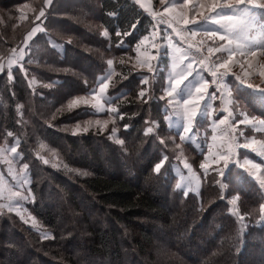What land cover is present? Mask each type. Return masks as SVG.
I'll use <instances>...</instances> for the list:
<instances>
[{
    "label": "trees",
    "instance_id": "16d2710c",
    "mask_svg": "<svg viewBox=\"0 0 264 264\" xmlns=\"http://www.w3.org/2000/svg\"><path fill=\"white\" fill-rule=\"evenodd\" d=\"M25 3L33 5V12L26 14L20 8ZM41 9L44 10V16L36 19ZM45 19L46 31L32 39L26 48L28 54L23 60L25 68H14L13 81L0 77V95L7 105L1 113V125L6 133L11 132L19 139L22 160L35 163L36 169H41L39 160L34 161L26 143L21 139V122L17 124L16 107L19 106L20 110L21 105L25 104L27 109L33 110L31 120L34 126L36 115L40 110L44 111L45 105L50 107L47 109L56 111L63 101L84 96L96 86L100 76L108 71L106 61L109 58H114V72L110 80L119 83L109 95L118 96L114 105L118 106L119 116L123 115L119 121L123 137L132 142L145 140L143 128L146 110H143L144 105L139 104L138 100L139 90L143 88L141 78L146 75L135 72L129 65L118 63V60L123 54L134 52L142 39L150 37L155 29L152 17L134 0H54L49 7L45 6V0H0V54H4L0 61L6 59L17 46H22L26 34ZM89 24L95 30L87 27ZM133 25L136 27L133 28ZM105 31L109 34L107 37L103 35ZM117 31L119 36L116 35ZM64 37L70 38V42ZM121 41L123 46L117 47ZM161 65L166 67L168 60ZM33 76L39 78L43 85L33 87L28 80ZM163 83L164 78H160V87ZM150 107L153 108L151 111L166 118V104L156 99L152 100ZM68 109L55 112L54 117L59 115L55 121H68L74 116L87 118L104 115L86 106ZM44 117L47 118L46 114ZM38 127L34 128V132L38 134L41 130L45 138L54 142L52 144L58 145L64 141L58 145L64 147L63 153L71 152L70 155L74 156L73 152L83 149L80 161L77 162L73 157L67 160L70 165L87 171L85 177L73 178V182L68 185L70 180L65 178L66 172L48 170L47 173L51 174L52 181L57 184L58 192H65L67 196L69 194L72 204L79 211H83L80 203L84 198L91 203L92 208L89 209L94 210V216L99 219L92 221L88 214L81 217L87 224L85 241L80 247V250L84 249L87 259H82L79 249L67 247L71 239H77L80 233L74 225L60 228L64 225L60 221L61 216L58 217L53 204L45 202L49 195L39 184L42 181L39 170L35 177L34 169H30L33 178L40 179L37 185L31 186L32 197L38 199L32 206V212L51 234L42 241L37 232L19 229L9 220L11 217L7 213H0V264H12L15 257L25 259L18 264H33L35 259L40 264H98L100 260L105 264H144L143 256L158 242L153 232L157 227L173 237L167 247L171 261L165 264H244L249 257L258 258L261 254L264 257V222L259 223L261 214L253 212L249 221L253 225L245 229L238 216L230 214V204L226 199L230 190L226 188L225 181L235 186L234 192L243 193L242 199L248 200L249 197L260 195L252 179L243 170L237 172V177L223 174L222 180L212 174L208 180L204 179L199 193L187 192L185 195L184 189L176 187L178 179L173 170V157L167 160L159 174L154 172L155 164L162 160V155L164 157V151L159 146L145 144L143 151L134 146L133 152L142 153V164L145 165L141 167L139 163L135 164L136 167L131 166L135 172L127 176L122 169H127L122 156L105 139L94 138V132L77 136L45 128L41 124ZM169 129L167 131L170 134L179 136L178 130L175 132ZM100 145L102 149H107L109 156L102 154ZM184 145L197 157L203 156L193 144ZM87 153L92 154V158H88ZM156 154L159 158L154 159ZM167 155L171 156L169 153ZM159 192H162L161 198ZM60 198L61 207L66 209L64 216L72 217L71 207L63 201L66 197ZM258 201L256 197L252 203L256 205ZM99 221H105L108 225L101 226ZM128 230H134L132 237L128 236ZM132 247L134 252L128 253L125 250ZM221 250L226 252L222 253Z\"/></svg>",
    "mask_w": 264,
    "mask_h": 264
},
{
    "label": "rangeland",
    "instance_id": "374dc122",
    "mask_svg": "<svg viewBox=\"0 0 264 264\" xmlns=\"http://www.w3.org/2000/svg\"><path fill=\"white\" fill-rule=\"evenodd\" d=\"M53 1L54 0H52V2ZM134 1L144 12L152 17L155 23V29L154 31H152L150 37L142 39L143 43L140 42L141 44H139V48H137L134 52L123 54L120 59L118 58V63L124 64L126 66L129 65L132 70H135V72H141L143 76L146 75V77L148 78V83L141 85L143 86L142 89L146 91L145 98L147 97L148 99H143L139 95L138 100L139 104L142 103L144 106H146H143V110H146V123L143 128L145 140L132 142L130 139L127 140L125 136L123 137L122 127L119 125L121 117L118 114L119 111L115 113L109 111L110 107L118 109V106L114 105V103H112L111 105L104 103V99L100 96L99 82L96 84V86H93L84 96L81 95L80 97L73 98L67 102L63 101L61 103V106H59L56 111L55 109H47L50 107L45 105L44 111L40 110L39 113L37 112V115L35 113L37 119L34 126L32 125L31 120V114L34 113L33 110H31L30 108L27 109V105L25 104L21 105L20 110L19 106H17L16 108L18 109V117L16 121L17 124L21 122V139L24 140V143H26V146L28 147L27 149L29 152H31L34 161L39 160L40 163H38L40 164L41 168L40 170L38 168L36 169L35 166L37 165L35 163L28 162L27 164L29 165V167L27 169V173L29 175L30 184H26L23 185V187H20L21 178L19 176V173L22 165L25 162L22 160V155L19 152L20 144H16L17 138L15 137V134H13L12 136H8L9 132L6 133L4 127L1 125V113L4 111L7 105L5 103V99L0 95V206H3L0 207V213H7V216L11 217V219L9 220H11L12 223H15L19 227V229L28 232H37L43 239L42 241H44L43 237L45 236V234H51L50 230L45 228L43 223L32 212V206L35 202H38V199L34 200L30 198L27 201H20L19 198L14 195V193L16 192H22L24 195H27V190L29 188L32 191V184L37 185V180L40 179L37 178L36 180V178H33L30 169H34L35 177L37 176L39 170V174L42 176V181H39V184L43 187L46 195H49V198H47L45 202L46 204H53L56 211H58V217L61 216L60 221L64 225H61L60 228L63 229L64 227H71V225H74V228L77 229V231L80 233V236L77 238L78 240L73 237L74 239H71L72 242L69 241L71 243L67 247L79 249L80 252H78L83 257L82 259H87V257H85L86 254L84 249L80 250V247H82L85 241L84 236H86L87 224L84 223V220L82 221L81 217L82 215L84 216L88 214L92 221H95L96 219L98 220L99 218H97V216H94L96 212L89 209L92 208L91 203L85 201L84 198L81 199L82 204L80 203L83 211H79V209L72 204L69 194L67 196L65 192H58L59 188L58 186H56L57 184L52 181L51 174H48L47 172L48 170H59L66 172L67 175L65 178L68 181L70 180L68 185L73 182V178L78 179L85 177L86 175H88L87 171H84L79 167H75L74 165H70L69 161L67 160L68 157H73L77 162L80 161V157L81 155H83V149L73 152L74 156H71V152H69V154L68 152L63 153L64 147L62 148L58 145H62L61 143H64V141H61V143H59L58 145H54L52 144L54 143L53 141H50V139H47L43 136V132L41 133V130L38 131V134L34 132V128L38 129L39 124L43 125L45 128H54L61 133L73 134L77 136L94 132L93 135H96L94 138H98V140H100V138L105 139L107 141V144H111L113 149H116L119 152L120 157L122 156V161L127 165V169L126 167L122 168L124 169L123 171L127 176L131 175V172H135L134 168H132L133 165L135 167L139 163L141 167L142 165H145L142 164V153L135 154L133 152L135 151L134 146H138L139 150L141 151H143L145 144L151 143L152 147L159 146L161 150L164 151V156H167L168 159H171V157L174 158V163H172L174 164V173L178 179L177 182L178 184H181V188L186 192L199 193L202 189L204 179L208 180L210 178V175L212 174L215 175V178L222 180L224 176L219 175V173L215 171V169H222L223 174L229 173L231 174L230 177H237V172L239 170H243V172H245L249 176V178L252 179V181L254 182V187L257 188L256 192L260 194L256 196L259 200L258 203L254 205L256 197H249L248 200L242 199L241 196H243V193H240V191L234 192L233 190H235V186L233 184L227 183L226 181L224 182V184H226V188L230 190V194H228V197H224H226L228 202L234 198H237L236 209L238 210V213L244 217V219L240 220L245 229H249L252 227L253 223H249V221L251 220V215L253 214V212L260 213V205L264 204V190L259 189V179L264 178V154H261L264 153V130L257 131L250 125L237 123L240 119H243V117L239 115V113L241 112L246 113L250 119L255 117L257 120H264V93L261 92V89H264V50H261L257 46L253 48V51L256 52L255 56L247 55L245 57H241L239 54H237L232 58L231 61H229L227 75L224 77V83L227 85V88L225 89L222 87L221 91L217 92L218 97L223 95V100L217 99L215 101H212L211 107L208 109V115L206 117H197V122L193 126L192 133H183L182 128L184 121L182 118H178L172 114V109L168 105L169 98L166 96L163 89L165 87H168L170 78H174L173 83L176 84L179 88H183L184 85L188 84L189 81L196 78V72L194 71L192 76H189L188 79L184 81V84H178V81L182 80L183 76H178L176 75V73L180 69L186 67L189 62H191L192 68L197 71H201V75L209 80V91H214L217 85L211 84L212 77L206 71H202L204 65H201L199 63V60L204 59V63L208 64L211 60H215L217 56L226 54L215 53V55H213L209 53L207 49L208 47L213 46L212 38L206 36L202 31H198L195 36L192 35L191 29H194L197 26L196 24H193L192 21L195 20L197 24H203L201 16L199 15V13L203 11V9H199L197 7L195 9V14L189 9L193 8V6L198 5L201 0H191V3L188 5V7L184 9L174 7L170 0ZM50 3L51 0L50 2H48V0H45V6L49 7ZM32 6V4L25 3L24 7L20 8H22V10H24L27 14L28 12H33V9H31ZM37 16H39V13ZM257 16L260 18H264V11L257 10ZM46 22L47 19L37 23V25L33 27L36 28V32L32 33L31 36H29V33H31L32 30L27 33L25 36L26 42H24L22 46H17V48H15V52L12 51L6 59L0 61V65L3 66V70L0 71V77L5 78V80L7 81H13L15 75V72H13L14 68L16 66H19V68L21 69L25 68L26 65H23V60L28 54L26 52V48L30 44L32 39H34L38 34L46 31ZM87 27H89L91 30H95V28L90 24L87 25ZM209 27H212V25H209ZM177 33H179V35H177ZM59 37L61 38L60 35ZM63 39H66V41L68 42H70L71 40L70 38L66 37H64ZM221 43L225 42L219 41L218 38H216V44L219 45ZM189 45H191L192 47L189 48ZM234 46L235 45H233V47ZM197 49H199L198 53L196 52ZM22 50L23 58L20 59ZM41 53L42 52L38 54ZM193 53H196L195 57H193ZM45 56L47 57V55ZM3 57L4 54H0V60ZM165 58L168 60V65H166V67L164 65H161L166 60ZM110 59L113 61L114 58H109L108 60ZM107 61L106 65L108 67V71L104 75L100 76V78L107 76L109 74V71H111V74L112 72H114V61L111 66L108 65ZM10 63L12 73L11 80H9L8 78ZM29 63L32 65L31 61H29ZM149 66H151L155 70L154 73L149 71ZM40 68L43 67L40 66ZM217 71L218 73L224 72L225 69H218ZM69 73L73 72L69 71ZM184 75H187V73L185 72ZM236 76H239L240 80H237L235 78ZM160 78H164V83L161 87ZM28 80L32 82L33 87L43 85L41 84L39 78H37L36 76L29 77ZM241 80H243L244 83H241ZM104 83L107 85V90L104 93V97L106 98L110 96V91L118 87L119 83L117 84V81H113V79L110 80V78L105 80ZM249 85H251V87H249ZM92 89H96L95 94H91ZM142 89H140L139 92ZM55 90L57 89L55 88ZM192 91L193 96L199 98L200 93H196L195 87H193ZM38 96H40V94H38ZM162 96H164V99H160V97ZM156 99L166 104L165 119L163 115L162 117H160L158 114L151 111L153 108L150 107V104L152 100L156 101ZM98 100L103 106V111H96ZM146 100H148V102L144 104V101ZM45 101L47 102V99H45ZM59 101L60 100H57V102ZM73 101H75V103H73ZM203 103L204 102L201 101L200 106L197 109L198 112L203 110ZM80 106L89 107L90 109H92V111L104 115L92 116L87 118H79L74 116L68 121L65 119L61 120L60 123L55 121V119L59 118V115L54 117L53 114H55V112L68 111L70 110L68 109V107H70L71 109L81 108ZM189 107L192 106L189 105ZM224 108H227L229 111H232L235 114V118L232 123L236 125V136L238 139V143L243 144L244 137H247L250 143V148L248 149L235 147L232 149V154L229 155V164L227 168L223 167L224 161L220 160L219 156L223 154H229L228 136H231L232 132L228 128L227 124H213V121L218 122L225 115H227V112L223 110ZM45 114L47 118L44 117ZM169 118L171 119V123H169ZM77 119L79 120L78 123ZM153 122H155L156 124L154 131L152 133L146 134L147 128L152 126ZM253 122L255 123V121ZM176 124L178 125V129L174 127L177 126ZM77 125H79V128H77ZM114 127L116 128L115 138L112 137V129ZM168 127L173 129L175 132L176 130H178L179 136L170 134L167 131L170 130ZM85 128H87L88 130L84 131ZM241 130L244 132V137L239 136V132ZM225 132L228 133V136L225 135ZM181 134L185 136L191 135V140L181 141ZM117 139L122 140L123 144L117 143ZM41 143L46 145V148L43 150L39 148V145ZM185 143L193 144V146L197 148L199 153L203 156L200 158L197 157L190 148L184 145ZM12 146L17 147V153L20 154L19 157H17L16 153H12L10 151V148ZM101 147L102 146L100 145L99 149H102ZM52 151L56 152L57 155L52 156ZM102 151V154L104 156H109L107 149H102ZM86 152H88V150ZM167 153H169L171 156H168ZM40 155H42L45 159H48L49 164H44L43 161L39 158ZM87 156L88 158H92V154H89ZM153 158H159V155L156 154V156ZM161 158H164L163 155L161 156ZM245 160H250L251 163L246 164L244 163ZM166 162L167 161H165L164 165L162 166L161 171L164 169ZM107 163H109V159ZM202 163L207 166V172H205V169H202L200 167ZM53 164L57 166L53 167ZM185 164L190 166L191 172H189V169L185 167ZM252 164H259L260 168H253ZM9 169H11V171ZM50 172L52 171H49V173ZM193 173L195 174V176H193ZM65 178L64 180H66ZM33 179H35L34 183ZM211 190L212 188L210 185L209 191ZM60 196L66 197V199L63 201L65 204L71 207L73 215L72 217L64 216V213L66 214V209L61 207V202L59 203V199H61ZM159 196L160 198L162 197V192H159ZM252 201L254 202L252 203ZM17 203L22 204V207H16L15 205ZM8 205H13V210L9 211L7 207ZM232 207L233 206L230 204L229 208L232 209ZM140 221L144 220L141 219ZM99 222L101 226L108 225L107 223H105V221ZM261 222H264V217H261L259 219V223ZM127 232L129 233L128 236L132 237L134 230L133 232L132 230H128ZM153 232L158 242L155 243L154 247L148 249L147 254L142 258L143 262L144 264H165L168 260L171 261L169 255H167L169 251L167 247L172 242L173 237H171L172 235L169 233L162 232L158 227L157 229H155V231L153 230ZM126 249L128 250V253L134 252L132 250L133 247L125 248V250ZM223 252L226 251H222V253ZM263 259L264 257L261 254L260 256H258V258L249 257L247 261L243 263L264 264ZM24 260L25 259H22L21 257H15V260L11 261V263L18 264L24 262ZM100 261H98L97 263L105 264ZM33 264L40 263H38V259H35L33 261Z\"/></svg>",
    "mask_w": 264,
    "mask_h": 264
},
{
    "label": "snow or ice",
    "instance_id": "6c2138e0",
    "mask_svg": "<svg viewBox=\"0 0 264 264\" xmlns=\"http://www.w3.org/2000/svg\"><path fill=\"white\" fill-rule=\"evenodd\" d=\"M50 2V0H48ZM170 2L173 4L174 7H178L180 9L187 8L188 5L191 3V0H170ZM203 9L199 13L201 16V19L203 21V24H197L195 20L192 21L193 24H196V28L191 29L192 35L195 36L198 31H202L206 36L209 38H212L213 46L208 47L207 51L213 55L215 53H222L226 55L217 56L215 60H211L208 64L204 63V59H200L199 63L201 65H204L202 71H206L210 74L212 77L211 84L217 85L214 91H209L210 82L208 79L203 77L201 75V71H197L192 68V63L189 62L186 67L180 69L176 75L183 76V79L178 81V84H184V81L188 79L189 76H192L193 72H196V78L189 81L188 84L184 85L183 88H179L176 84L173 83L174 78L169 79L168 87H165L163 91L165 92L168 99V105L172 109V114L175 115L178 118H182L184 121L182 131L183 133H192L193 126L197 122L198 116H204L206 117L208 115V109L211 107V102L215 101L217 99L223 100V95L220 97L217 96V92L221 91V88H227V85L224 83V77L227 75L228 71V64L229 61L232 60L234 56L239 54L241 57H245L247 55H256V52L253 51L254 47H259L261 50H264V18H260L257 16V10L264 11V0H201V2L193 6V8L189 9L190 11H193L195 14L196 8ZM44 16V10L41 9L39 16L36 17V19H40V17ZM187 23V21H186ZM209 25H212V27H209ZM136 26L133 25V28ZM36 32V28L32 29V32L29 33V36L32 35V33ZM131 33H125V35H130ZM105 37H107L109 34L107 31L103 33ZM117 36L120 35L119 31L116 33ZM179 35V33H177ZM216 38H218L219 41H223L225 43H221L219 45L216 44ZM246 42V43H245ZM143 43V41H141ZM233 45H235L233 47ZM123 41H121L120 44L117 45V47H122ZM192 46L189 45V48ZM137 48H139V45H137ZM15 52V49L12 50ZM29 51H31V48H29ZM196 52H199V49L196 50ZM166 54V53H165ZM193 57L196 56V53L192 54ZM23 58V50L21 51L20 59ZM108 65L111 66L113 61L110 59L107 61ZM243 66V65H241ZM218 69H225L224 72H219ZM3 70V66L0 65V71ZM149 71L154 73V69L149 66ZM187 73V75H184V73ZM111 76V71H109V74L107 76H104L100 79V96L104 99V103L111 105L114 103L115 99H118L117 97L109 96L104 97V93L107 90V85L104 83L105 80L109 79ZM8 78L9 80L12 79V73H11V63L9 64V71H8ZM237 80H240L239 76L235 77ZM142 84L148 83L147 77L141 78ZM241 83H244L243 80H241ZM193 87H195L196 93H200L199 98H196L193 96ZM251 87V85H249ZM96 89H92L91 94H95ZM261 92L264 93V89H261ZM140 97L143 98L146 95L145 90H141L139 93ZM230 95V93H229ZM160 99H164V96L160 97ZM201 101H203V110L198 112L197 109L200 106ZM147 102V101H145ZM75 103V101H73ZM191 105L192 107H189ZM103 106L100 104L99 100L97 101L96 111H103ZM225 112H227V115H225L222 119H220L218 122L213 121L214 125H228V128L231 130L232 135L228 136V133L225 132V135L228 136V153L229 154H223L219 156L220 160L224 161V168L228 167L229 164V155L232 154V149L235 148H244L248 149L250 148V143L248 141L247 137H244V132L241 130L239 132L240 137H244V143H238V139L236 136V125L232 123V121L235 118V114L232 111H229L227 108L223 109ZM110 112H117L118 109L116 108H109ZM240 116L243 117V119H240L237 123L238 124H245L250 125L253 129L260 131L264 130V120H257L255 117L249 118V116L246 113H239ZM123 119V116L120 117ZM255 121V123L253 122ZM169 123H171V119L169 118ZM156 127L155 122H153V125L148 127L146 130L147 133H152ZM77 128H79V125H77ZM125 128H127V125H125ZM88 129L85 128L84 131H87ZM116 128L114 127L112 129V137L115 138ZM75 134V133H74ZM13 133L9 132L8 136H12ZM215 138V137H213ZM181 141H190L191 135L185 136L183 134L180 135ZM117 143L123 144L122 140L117 139ZM163 142V141H162ZM16 144H19V140H16ZM39 148L41 150L46 148V145L41 143L39 145ZM10 151L12 153H16L17 157L20 156L19 153H17V147L12 146L10 148ZM264 154V153H261ZM52 156H56L57 153L52 151ZM39 158L43 161L44 164H49V160L45 159L42 155L39 156ZM168 157L164 156V158L161 160L160 163L155 164L154 171L155 173L159 174L161 171L162 166L164 165L165 161H167ZM244 163L248 164L251 163L250 160H245ZM53 167L57 166L55 164L52 165ZM29 165L27 163H24L22 165V168L20 170L19 176H20V187H23V185L30 184L29 175L27 173ZM185 167L189 169V172H191L190 166L185 164ZM200 167L202 169H205V172H207V166L205 164H201ZM253 168H260L259 164H252ZM11 171V169H9ZM219 173V175L223 176V170L222 169H215ZM193 176L195 174L193 173ZM176 187L180 189L182 186L181 184H177ZM221 187H223V184H221ZM259 189L264 190V178L259 179ZM28 194L24 195L22 192H16L14 195L19 198L20 201H27L30 198L34 199L31 194L30 188L27 190ZM187 195V192L185 193ZM229 203L233 206L232 209H230V214L238 216L239 219H244L242 215L238 213V210L236 209L237 204V198L232 199L229 201ZM16 207H22V204L17 203L15 205ZM3 207V206H0ZM8 210H13V205H8ZM260 214L262 217H264V204L260 205ZM27 222V221H25ZM43 238H49L48 234H45ZM54 238V237H53Z\"/></svg>",
    "mask_w": 264,
    "mask_h": 264
},
{
    "label": "crops",
    "instance_id": "0c3cea01",
    "mask_svg": "<svg viewBox=\"0 0 264 264\" xmlns=\"http://www.w3.org/2000/svg\"><path fill=\"white\" fill-rule=\"evenodd\" d=\"M51 3H52V0H51ZM51 3H50V4H51ZM25 42H26V39H25ZM101 78H102V77H101ZM101 78H100V79H101ZM176 125H177V124H176ZM174 127L178 129V125H177V126H174Z\"/></svg>",
    "mask_w": 264,
    "mask_h": 264
}]
</instances>
